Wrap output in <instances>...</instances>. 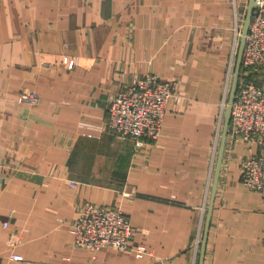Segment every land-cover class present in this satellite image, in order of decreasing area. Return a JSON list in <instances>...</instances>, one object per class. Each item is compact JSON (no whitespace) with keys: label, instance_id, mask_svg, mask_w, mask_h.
Wrapping results in <instances>:
<instances>
[{"label":"crops","instance_id":"crops-1","mask_svg":"<svg viewBox=\"0 0 264 264\" xmlns=\"http://www.w3.org/2000/svg\"><path fill=\"white\" fill-rule=\"evenodd\" d=\"M235 11L234 0H0V264L198 263ZM149 73L177 80L180 97L158 140L137 147L113 135L107 109ZM23 91L37 104L19 103ZM244 154L226 138L204 264H264V199L241 183ZM86 201L123 211L131 246L150 254L75 247Z\"/></svg>","mask_w":264,"mask_h":264},{"label":"built area","instance_id":"built-area-1","mask_svg":"<svg viewBox=\"0 0 264 264\" xmlns=\"http://www.w3.org/2000/svg\"><path fill=\"white\" fill-rule=\"evenodd\" d=\"M247 3L246 0H243ZM234 0L233 31L238 32L239 14ZM258 76L255 81L252 76ZM264 0H255L245 39L236 94L231 107L227 138L244 147L240 163L241 183L251 193L264 199ZM175 90L170 81L149 73L119 87L108 104V127L117 139L131 140L136 146L144 141L154 143L160 135L167 105ZM20 103L37 104L33 91H23ZM73 186L76 183H72ZM8 221L3 222L7 227ZM73 245L93 255L102 248L132 251L142 258L150 252L142 246H131L133 228L119 208L84 202L71 226ZM199 244V241H197ZM14 261H23L20 254H11Z\"/></svg>","mask_w":264,"mask_h":264},{"label":"water","instance_id":"water-1","mask_svg":"<svg viewBox=\"0 0 264 264\" xmlns=\"http://www.w3.org/2000/svg\"><path fill=\"white\" fill-rule=\"evenodd\" d=\"M254 7H255V0H248V5H247L243 28H242V34L240 37V42H239L238 51H237L234 73L232 76L230 92L228 96V102H227V106L224 112L220 143H219L217 157H216L215 166H214L209 203H208V207H207V211H206V215L204 219L203 233H202V238L200 241V251H199V258H198L197 264H204L206 247H207V242H208V234H209L211 219H212L213 210H214V203H215V198H216V193H217V188H218L219 176L221 173V165H222L223 153H224V148H225V143H226V138H227V131H228V126H229L230 118H231V107H232V103H233L236 90H237L239 74H240V69H241V64H242V54H243V50L245 46V39H246V35L248 32V28H249V24L251 21Z\"/></svg>","mask_w":264,"mask_h":264},{"label":"rangeland","instance_id":"rangeland-1","mask_svg":"<svg viewBox=\"0 0 264 264\" xmlns=\"http://www.w3.org/2000/svg\"><path fill=\"white\" fill-rule=\"evenodd\" d=\"M247 1V3H245V5H246V8H245V13L243 14V17L241 18V16L239 17V22H238V32H237V36H235V34H234V31L232 30V32H233V42H234V44H233V46H234V50H233V53H234V55H233V59H232V62H233V68L231 67V69L227 72V78H226V89H225V94H224V96H223V100H222V102H221V113H220V119H219V128H222V125H223V119H224V112H225V109H226V106H227V102H228V96H229V92H230V86H231V81H232V76H233V73H234V64H235V62H236V57H237V51H238V46H239V42H240V37H241V34H242V28H243V23H244V18H245V14H246V9H247V5H248V0H246ZM241 18V19H240ZM167 81H170L172 84H173V87H174V90H175V94H174V96H173V98L170 100V102L171 101H173V100H177V98H179L180 96L179 95H177L176 93H177V88H178V82H177V80H175V79H169V80H167ZM177 96V97H176ZM18 102H19V98H18ZM110 102V101H109ZM169 102V103H170ZM20 103V102H19ZM168 103V104H169ZM168 106V105H167ZM165 117V116H164ZM164 120V119H163ZM108 125V124H107ZM162 125H163V123H162ZM109 128V127H108ZM161 129H162V126H161ZM160 133H161V130H160ZM221 133V132H220ZM220 133L218 132V134H217V140H219L220 139V137H221V135H220ZM160 136V135H159ZM220 136V137H219ZM119 140H121V139H119ZM126 140V139H125ZM158 140V139H157ZM146 141H144V143H145ZM148 142V141H147ZM156 142V141H155ZM154 142V143H155ZM149 143V142H148ZM216 146V151L218 152V147H219V145H215ZM138 147V146H137ZM215 151V152H216ZM215 161H216V158H215ZM215 165V164H214ZM198 241H200V240H198ZM197 245H198V242H197Z\"/></svg>","mask_w":264,"mask_h":264},{"label":"trees","instance_id":"trees-1","mask_svg":"<svg viewBox=\"0 0 264 264\" xmlns=\"http://www.w3.org/2000/svg\"><path fill=\"white\" fill-rule=\"evenodd\" d=\"M252 78H253L255 81H257V80H258V76H257V75H255V74L252 76Z\"/></svg>","mask_w":264,"mask_h":264}]
</instances>
